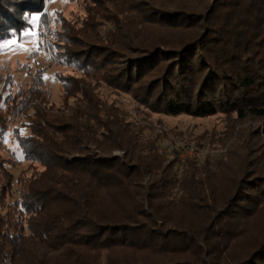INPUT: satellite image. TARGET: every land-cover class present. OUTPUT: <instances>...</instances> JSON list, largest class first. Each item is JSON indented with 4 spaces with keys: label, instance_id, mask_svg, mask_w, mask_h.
Listing matches in <instances>:
<instances>
[{
    "label": "trees",
    "instance_id": "16d2710c",
    "mask_svg": "<svg viewBox=\"0 0 264 264\" xmlns=\"http://www.w3.org/2000/svg\"><path fill=\"white\" fill-rule=\"evenodd\" d=\"M90 1L61 40L82 78L59 79L65 107L33 99L31 134H16L44 169L14 216L0 170V264H264V0ZM46 2L0 0V39ZM101 85L169 116L232 113L226 152L178 166Z\"/></svg>",
    "mask_w": 264,
    "mask_h": 264
},
{
    "label": "rangeland",
    "instance_id": "374dc122",
    "mask_svg": "<svg viewBox=\"0 0 264 264\" xmlns=\"http://www.w3.org/2000/svg\"><path fill=\"white\" fill-rule=\"evenodd\" d=\"M92 7L94 5L90 0H47L41 13L27 14L20 28L0 39V46L5 42H16L0 47V170L12 177L9 194L1 207L4 216H14L20 210L24 182L44 169L37 162L26 160L16 134L22 138L31 134L30 123L37 121L34 117L37 109L30 104L33 99L46 101L48 97L47 103L54 109L65 107L64 87L59 79L62 76L82 78L83 74L65 61L66 46L61 40L66 29L85 27L90 16L88 9ZM33 17L39 19L33 21ZM98 22V29L105 37L114 25L101 18H98ZM25 48L31 49V52L25 51ZM40 83L42 86L39 88ZM99 91L101 97L126 113L129 122H151L160 133L159 146L168 152L179 153L178 166H184L189 161L180 158L184 147H194L206 153L202 159L194 160L196 164L202 166L208 160L216 165L221 153L226 152L236 125L232 113L219 112L208 117L169 116L150 111L128 93L117 92L106 85H101ZM23 99L28 100V107L25 106L26 101L21 103ZM74 102V98L68 101L72 105ZM49 107L47 104L44 106L46 109ZM3 182L2 177L0 183Z\"/></svg>",
    "mask_w": 264,
    "mask_h": 264
},
{
    "label": "built area",
    "instance_id": "2783aa9c",
    "mask_svg": "<svg viewBox=\"0 0 264 264\" xmlns=\"http://www.w3.org/2000/svg\"><path fill=\"white\" fill-rule=\"evenodd\" d=\"M205 152L203 150H199L194 147H184L182 153L180 154V158L183 161L186 160H200L205 156Z\"/></svg>",
    "mask_w": 264,
    "mask_h": 264
},
{
    "label": "snow or ice",
    "instance_id": "6c2138e0",
    "mask_svg": "<svg viewBox=\"0 0 264 264\" xmlns=\"http://www.w3.org/2000/svg\"><path fill=\"white\" fill-rule=\"evenodd\" d=\"M38 19H39V17H33V21L38 20ZM31 35L35 36L36 34L35 33H31ZM10 43H16V42L15 41L5 42V44L0 46V47H7V46H9ZM34 46L38 48V45H36L35 42H34ZM21 47H23V46L21 45ZM24 50L31 52V49L25 48ZM45 79H47V77H45Z\"/></svg>",
    "mask_w": 264,
    "mask_h": 264
}]
</instances>
